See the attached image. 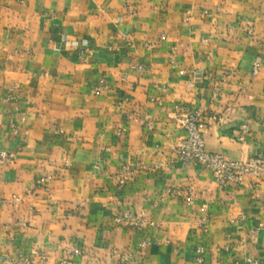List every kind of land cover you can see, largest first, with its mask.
Instances as JSON below:
<instances>
[{"label":"crops","instance_id":"0c3cea01","mask_svg":"<svg viewBox=\"0 0 264 264\" xmlns=\"http://www.w3.org/2000/svg\"><path fill=\"white\" fill-rule=\"evenodd\" d=\"M176 104L204 110L208 151L264 153V0H0V264L263 260L264 180L177 160Z\"/></svg>","mask_w":264,"mask_h":264},{"label":"built area","instance_id":"2783aa9c","mask_svg":"<svg viewBox=\"0 0 264 264\" xmlns=\"http://www.w3.org/2000/svg\"><path fill=\"white\" fill-rule=\"evenodd\" d=\"M250 34L254 33V28H248ZM161 38H164L161 35ZM171 63H174L171 56ZM142 67H139L141 70ZM259 66L253 70V74L258 73ZM184 72V71H182ZM11 94L14 95V88H10ZM9 95V96H10ZM229 110V109H228ZM230 111V110H229ZM231 112V111H230ZM175 118L179 124L182 135L174 142L172 146L173 153L176 159L184 164H192L200 162L204 167L212 172L214 181L219 185L228 184H242L246 177L251 176L264 180V153L254 156H243L238 159H231L225 157L221 153L208 151L206 148L205 136L201 131L200 124L204 116V110L201 108H188L183 104H176L174 106ZM228 114L222 113L217 116V122L223 123L227 120ZM10 130L14 135L22 133L20 126L15 120H11L9 124ZM243 134L249 131V125L244 124L242 128ZM15 160V154L4 149H0V164H10ZM129 170L123 167L120 178V185H124L128 180ZM170 196L178 195L180 191L177 188L167 189ZM185 200L192 202L191 194L187 195ZM203 223L206 220H202ZM115 223L135 230L148 229L156 226L154 220L148 217L145 213H134L129 210L123 211L115 218ZM151 238H145L138 243L140 248L152 244ZM204 247L198 246L196 248L197 260H203ZM81 252L76 249L68 248L66 256L61 260L60 264H72L73 256ZM42 261V259H41ZM250 264L264 263L263 260L248 258ZM26 264H33V258H26Z\"/></svg>","mask_w":264,"mask_h":264}]
</instances>
